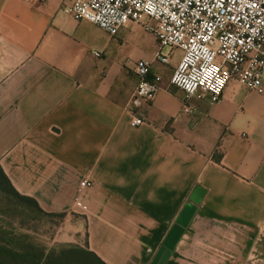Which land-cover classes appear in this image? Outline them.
<instances>
[{"label":"crops","instance_id":"crops-1","mask_svg":"<svg viewBox=\"0 0 264 264\" xmlns=\"http://www.w3.org/2000/svg\"><path fill=\"white\" fill-rule=\"evenodd\" d=\"M68 4L0 0V167L16 191L63 215L53 242L103 264H151L193 203L165 264H264V92L231 79L217 102L187 98L170 82L179 49L161 64L141 23L110 35ZM142 58L161 80L131 109ZM133 112L142 124L131 125Z\"/></svg>","mask_w":264,"mask_h":264},{"label":"built area","instance_id":"built-area-1","mask_svg":"<svg viewBox=\"0 0 264 264\" xmlns=\"http://www.w3.org/2000/svg\"><path fill=\"white\" fill-rule=\"evenodd\" d=\"M65 1L69 3L65 12L110 35H116L127 22L141 23L157 40L153 60L161 64L179 49L182 56L170 82L187 98L207 94L210 102H217L231 79L248 90L264 92V0ZM151 65L152 61L143 58L135 63L138 83L130 99L131 109L150 100L159 88L160 75L148 77ZM143 121L133 112L132 126ZM91 185L87 178L79 182L81 188ZM76 205L78 213L86 212L78 198Z\"/></svg>","mask_w":264,"mask_h":264},{"label":"trees","instance_id":"trees-1","mask_svg":"<svg viewBox=\"0 0 264 264\" xmlns=\"http://www.w3.org/2000/svg\"><path fill=\"white\" fill-rule=\"evenodd\" d=\"M0 193L13 200L12 207H23L31 212L56 217L62 214L47 213L29 196L22 195L12 186L0 167ZM0 264H103L84 247L58 246V250H47L27 233H19L3 218L0 211Z\"/></svg>","mask_w":264,"mask_h":264},{"label":"rangeland","instance_id":"rangeland-1","mask_svg":"<svg viewBox=\"0 0 264 264\" xmlns=\"http://www.w3.org/2000/svg\"><path fill=\"white\" fill-rule=\"evenodd\" d=\"M13 200L0 193V211L3 218L19 233H27L34 241L47 250H58L53 236L57 231L59 219L31 212L23 207H12Z\"/></svg>","mask_w":264,"mask_h":264},{"label":"water","instance_id":"water-1","mask_svg":"<svg viewBox=\"0 0 264 264\" xmlns=\"http://www.w3.org/2000/svg\"><path fill=\"white\" fill-rule=\"evenodd\" d=\"M200 196H201L200 190L196 189L193 195L191 196V199L194 202H199ZM195 210H196V206L193 203H187L183 207L175 224L170 228V230L166 234L162 242V245L157 251L151 264H165L171 251L173 250L176 243L180 239L185 227L188 225L189 221L194 215Z\"/></svg>","mask_w":264,"mask_h":264}]
</instances>
